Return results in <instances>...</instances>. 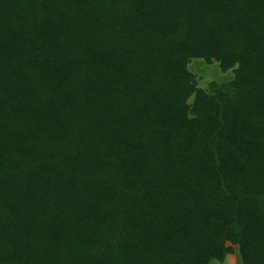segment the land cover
Returning a JSON list of instances; mask_svg holds the SVG:
<instances>
[{"label":"trees","instance_id":"obj_1","mask_svg":"<svg viewBox=\"0 0 264 264\" xmlns=\"http://www.w3.org/2000/svg\"><path fill=\"white\" fill-rule=\"evenodd\" d=\"M232 245L264 264V0H0V264Z\"/></svg>","mask_w":264,"mask_h":264},{"label":"rangeland","instance_id":"obj_2","mask_svg":"<svg viewBox=\"0 0 264 264\" xmlns=\"http://www.w3.org/2000/svg\"><path fill=\"white\" fill-rule=\"evenodd\" d=\"M186 68L193 74L195 79V86L197 89H201L206 93H210L211 83L220 85L222 83L232 82L235 78L234 68L224 72L219 66V62L212 59L211 62H205L201 58L192 57L186 62ZM193 99V94L187 98V102L190 104ZM227 246L230 244L227 243ZM232 252L225 253L222 260L213 259L207 264H243L240 258L239 248L232 245Z\"/></svg>","mask_w":264,"mask_h":264}]
</instances>
